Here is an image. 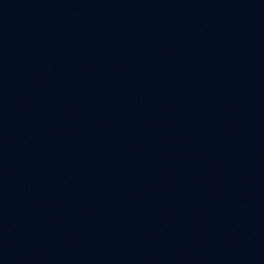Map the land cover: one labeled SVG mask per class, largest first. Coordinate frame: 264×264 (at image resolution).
Returning <instances> with one entry per match:
<instances>
[{"label": "water", "instance_id": "95a60500", "mask_svg": "<svg viewBox=\"0 0 264 264\" xmlns=\"http://www.w3.org/2000/svg\"><path fill=\"white\" fill-rule=\"evenodd\" d=\"M0 169L101 264H264V0H0Z\"/></svg>", "mask_w": 264, "mask_h": 264}]
</instances>
